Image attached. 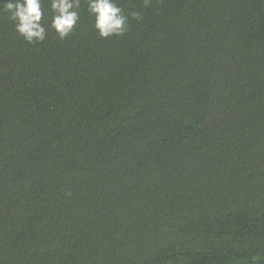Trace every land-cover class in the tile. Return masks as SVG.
Instances as JSON below:
<instances>
[{
	"label": "trees",
	"instance_id": "16d2710c",
	"mask_svg": "<svg viewBox=\"0 0 264 264\" xmlns=\"http://www.w3.org/2000/svg\"><path fill=\"white\" fill-rule=\"evenodd\" d=\"M117 3L37 43L0 4V264H264V0Z\"/></svg>",
	"mask_w": 264,
	"mask_h": 264
},
{
	"label": "clouds",
	"instance_id": "9594fccd",
	"mask_svg": "<svg viewBox=\"0 0 264 264\" xmlns=\"http://www.w3.org/2000/svg\"><path fill=\"white\" fill-rule=\"evenodd\" d=\"M80 3L81 0H50L52 16L50 24L45 25L44 0H0L3 11L15 22V30L29 43L43 42L49 27L61 39L69 36L80 20ZM87 5L94 17V28L101 37L119 36L127 31L129 15L124 13L117 0H87ZM130 15L142 19L138 11H132Z\"/></svg>",
	"mask_w": 264,
	"mask_h": 264
}]
</instances>
